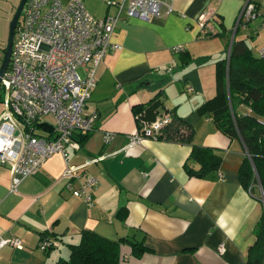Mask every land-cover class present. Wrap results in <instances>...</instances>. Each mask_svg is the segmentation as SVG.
I'll list each match as a JSON object with an SVG mask.
<instances>
[{
  "label": "crops",
  "instance_id": "1",
  "mask_svg": "<svg viewBox=\"0 0 264 264\" xmlns=\"http://www.w3.org/2000/svg\"><path fill=\"white\" fill-rule=\"evenodd\" d=\"M255 1L264 13V0ZM243 4L173 0L171 13L151 22L121 15L112 36L120 48L110 50L97 66L96 86L85 105L87 113L97 115L95 130L79 151L66 150L74 166L103 157L86 167L79 181L97 180L91 191L93 207L65 188L60 154L23 180L16 193L9 192L8 168L0 166V238H18L22 246L1 248L0 264H56L66 255L61 247L69 255V245L77 244L84 230L111 240L140 241L148 248L135 258L123 243L119 264H246L254 227L264 215L261 191L249 193L238 182L246 155L242 142L222 134L210 117L197 111L214 95L215 63L227 57L229 27ZM203 11L209 18L201 29L197 17ZM89 13L102 17L116 10L105 6L104 12ZM177 44H182V52L172 50ZM173 91L185 95L174 102ZM157 94L159 106L192 127L190 143L176 137L147 139L125 148L136 131L132 107L146 105ZM157 111L148 120L159 117L160 108ZM104 133L114 135L109 144L103 143ZM192 145L210 148L220 157L218 172L203 178L188 174L185 164L198 168L189 160ZM122 207L120 219L116 214ZM45 233L59 242L49 254L40 249Z\"/></svg>",
  "mask_w": 264,
  "mask_h": 264
},
{
  "label": "built area",
  "instance_id": "2",
  "mask_svg": "<svg viewBox=\"0 0 264 264\" xmlns=\"http://www.w3.org/2000/svg\"><path fill=\"white\" fill-rule=\"evenodd\" d=\"M101 1L116 13L95 17L82 0L24 1L9 62L0 79V166L9 170L10 193H16L23 180L41 171L47 159L60 154L65 163L60 177L65 188L93 207L91 191L97 180L86 177L79 181L84 169L103 157H89L74 166L69 164L66 150L79 151V135L94 131L97 115L87 113L85 105L96 86V68L110 50L120 48L112 36L122 14L151 22L173 11V0ZM260 16L264 19V13L254 2L245 0L236 25L244 28L245 22ZM208 18L206 11L197 17L201 29ZM172 50L177 53L184 48L177 44ZM262 55L264 46L257 52V56ZM259 120L264 125V116ZM135 121L136 131L128 137L125 148L140 146L147 139L156 140L172 123V117L165 111L151 121L135 115ZM113 138L112 133L102 136L104 144ZM75 182L79 183L76 187ZM3 247L22 246L18 238H0V249ZM57 247L56 240L45 239L40 243L41 250ZM222 251L219 247V252Z\"/></svg>",
  "mask_w": 264,
  "mask_h": 264
},
{
  "label": "trees",
  "instance_id": "3",
  "mask_svg": "<svg viewBox=\"0 0 264 264\" xmlns=\"http://www.w3.org/2000/svg\"><path fill=\"white\" fill-rule=\"evenodd\" d=\"M252 1L259 9L260 4ZM238 30L239 24L234 28L229 55L215 63L213 97L205 101L197 111L202 116L210 117L222 134L242 142L246 155L237 172L238 182L249 193H254L259 186L264 199V125L259 120L264 116V55H253L246 39L237 38ZM81 72L84 73L82 69ZM157 97L158 94L146 105H134L133 115L143 120H148V115L153 113L156 115L159 108ZM241 109H245V113ZM93 132L79 135L80 146ZM192 133L193 129L186 120L173 115L172 124L165 127L157 139L173 141L176 137L184 141L182 143L189 144ZM189 156V160L198 166L194 169L185 164L189 175L203 178L218 172L221 159L212 149L192 145ZM124 214L125 209L122 207L116 216L123 219ZM253 235L255 241L248 248L246 264H264V215L255 225ZM50 238L45 233L40 242ZM123 243L129 244L131 256L135 258L148 252V248L140 241L127 238L111 240L84 230L80 233L79 242L69 245L68 257L59 258L56 264H119L120 246ZM52 249L42 251L49 254Z\"/></svg>",
  "mask_w": 264,
  "mask_h": 264
},
{
  "label": "rangeland",
  "instance_id": "4",
  "mask_svg": "<svg viewBox=\"0 0 264 264\" xmlns=\"http://www.w3.org/2000/svg\"><path fill=\"white\" fill-rule=\"evenodd\" d=\"M83 1V0H82ZM245 3V0H243ZM19 0H0V64L2 62L3 58V51L7 44V38L9 33V23L12 18L13 12L15 11V8L18 4ZM85 3L88 7H92L94 11L89 12H104L105 6L104 3L100 0H85ZM243 3V2H242ZM243 7V6H242ZM87 9V8H86ZM242 8H240L239 12L236 16V21L233 23L232 26L229 27V43L231 36L234 34V28L238 19V16L240 14ZM88 10V9H87ZM23 13V12H22ZM97 17L98 15L95 14ZM21 18V15L19 16ZM99 17V16H98ZM263 17H258L257 19L251 20L246 24V27H240L239 30L236 33L237 38L242 37L247 40V44L249 45L251 52L253 55H257V52L263 48L264 46V27L261 26V24H264ZM254 32L253 38L250 37V33ZM256 32V34H255ZM258 32V35H257ZM228 51L226 52V56L228 55L229 51V45L227 46ZM176 60H179L178 57H176ZM175 69V67H174ZM79 71L81 72V69L79 68ZM82 73V72H81ZM0 93H1V87H0ZM173 98L172 100L175 102V100L178 99L180 96H184L185 93L181 94L174 91L172 92ZM171 100V101H172ZM169 102L167 101V104ZM171 106V104H168ZM161 114H163L166 110L165 106H159ZM168 112V111H167ZM0 113H1V105H0ZM50 122H53L52 118H48ZM77 183V182H75ZM63 253H66L64 258L68 257V253L65 246H62L60 249ZM56 252L58 250H55ZM54 252V251H53Z\"/></svg>",
  "mask_w": 264,
  "mask_h": 264
},
{
  "label": "water",
  "instance_id": "5",
  "mask_svg": "<svg viewBox=\"0 0 264 264\" xmlns=\"http://www.w3.org/2000/svg\"><path fill=\"white\" fill-rule=\"evenodd\" d=\"M25 0H19L17 7L12 15V18L10 20L9 23V33H8V38H7V44H6V50L4 52L3 58H2V62L0 64V79L2 74L4 73L8 62H9V57H10V52H11V45H12V41H13V34H14V30H15V25H16V20L21 12V9L23 7ZM234 34L231 36L230 39V43H229V51L231 48V44H232V39H233ZM229 55V52H228ZM261 196H262V192H261ZM262 201L264 202L263 196H262Z\"/></svg>",
  "mask_w": 264,
  "mask_h": 264
},
{
  "label": "flooded vegetation",
  "instance_id": "6",
  "mask_svg": "<svg viewBox=\"0 0 264 264\" xmlns=\"http://www.w3.org/2000/svg\"><path fill=\"white\" fill-rule=\"evenodd\" d=\"M17 7V6H16ZM16 9V8H15ZM14 13V12H13ZM21 15V12H20V14H19V16ZM19 16H18V18H17V20H16V25H17V22H18V20H19ZM15 25V26H16ZM13 37H14V34H13ZM5 50H6V46H5V49H4V51H3V55H4V52H5Z\"/></svg>",
  "mask_w": 264,
  "mask_h": 264
}]
</instances>
